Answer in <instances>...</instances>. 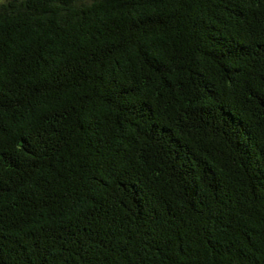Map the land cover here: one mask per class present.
<instances>
[{
    "label": "trees",
    "instance_id": "1",
    "mask_svg": "<svg viewBox=\"0 0 264 264\" xmlns=\"http://www.w3.org/2000/svg\"><path fill=\"white\" fill-rule=\"evenodd\" d=\"M0 264H264V0H2Z\"/></svg>",
    "mask_w": 264,
    "mask_h": 264
},
{
    "label": "snow or ice",
    "instance_id": "2",
    "mask_svg": "<svg viewBox=\"0 0 264 264\" xmlns=\"http://www.w3.org/2000/svg\"><path fill=\"white\" fill-rule=\"evenodd\" d=\"M0 2H2V0H0Z\"/></svg>",
    "mask_w": 264,
    "mask_h": 264
}]
</instances>
